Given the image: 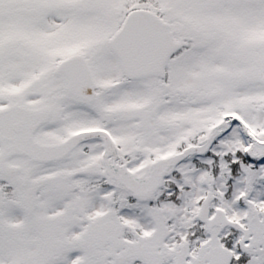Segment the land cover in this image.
<instances>
[{
    "label": "snow or ice",
    "instance_id": "1",
    "mask_svg": "<svg viewBox=\"0 0 264 264\" xmlns=\"http://www.w3.org/2000/svg\"><path fill=\"white\" fill-rule=\"evenodd\" d=\"M0 264H264V0H0Z\"/></svg>",
    "mask_w": 264,
    "mask_h": 264
}]
</instances>
